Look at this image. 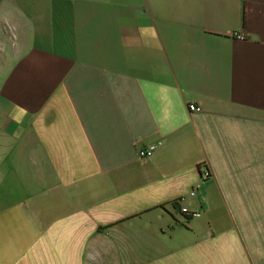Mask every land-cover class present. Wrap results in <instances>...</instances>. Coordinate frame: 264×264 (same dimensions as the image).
Wrapping results in <instances>:
<instances>
[{
	"label": "crops",
	"instance_id": "1",
	"mask_svg": "<svg viewBox=\"0 0 264 264\" xmlns=\"http://www.w3.org/2000/svg\"><path fill=\"white\" fill-rule=\"evenodd\" d=\"M0 264H264V0H0Z\"/></svg>",
	"mask_w": 264,
	"mask_h": 264
},
{
	"label": "built area",
	"instance_id": "2",
	"mask_svg": "<svg viewBox=\"0 0 264 264\" xmlns=\"http://www.w3.org/2000/svg\"><path fill=\"white\" fill-rule=\"evenodd\" d=\"M10 31H11L13 41H15L16 36L14 35L13 30L10 29ZM240 38H243V36L241 35ZM190 110L192 112H200L202 109H201V107H198L197 105L193 104V105H190ZM157 149H158L157 145H152L150 147L143 148L140 150V156L142 158H146V157L150 156L152 153H154ZM210 177H211V173L208 170H205L202 172V179L203 180H208V179H210ZM195 195H196V192L191 193V196H195ZM180 202H181V200L179 201V203ZM181 213L192 216L193 218L201 216L200 213H192L188 208H181Z\"/></svg>",
	"mask_w": 264,
	"mask_h": 264
},
{
	"label": "trees",
	"instance_id": "3",
	"mask_svg": "<svg viewBox=\"0 0 264 264\" xmlns=\"http://www.w3.org/2000/svg\"><path fill=\"white\" fill-rule=\"evenodd\" d=\"M179 205H180L179 201L174 202L175 208L180 210V213H181V208H179ZM182 215L185 216L186 222H189L193 218L192 216H189V215H186V214H182Z\"/></svg>",
	"mask_w": 264,
	"mask_h": 264
}]
</instances>
